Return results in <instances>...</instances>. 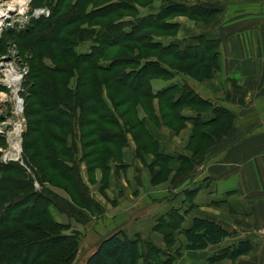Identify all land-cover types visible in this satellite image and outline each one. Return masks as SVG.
Listing matches in <instances>:
<instances>
[{
	"label": "rangeland",
	"instance_id": "374dc122",
	"mask_svg": "<svg viewBox=\"0 0 264 264\" xmlns=\"http://www.w3.org/2000/svg\"><path fill=\"white\" fill-rule=\"evenodd\" d=\"M119 2L128 3L130 8L115 9L116 13L108 18L76 22L58 37L59 42L74 41V37L70 36V31L74 32V29L81 28L93 35L101 24L108 25L111 22H115L117 26L119 24L121 37L111 45L105 46L97 41L84 40L82 37H79L80 41L76 43L75 52L78 55L85 56L87 60H92L89 63H94L96 67L102 66L103 69L100 72L88 71L90 65L87 63V67L84 64L80 70L82 74H86L85 84L79 87L77 77L74 75L64 79L65 85L50 88L54 92L47 93L44 99L35 94L31 95V92L40 93L39 86L34 87L35 83L39 85V77L37 78V74L33 72L38 61L31 49L46 52L48 48L56 46L49 43V40L54 38L41 39L37 41L36 47L33 46L34 41L40 37L42 30L51 20L35 23L33 27L27 26L25 29L7 30L0 40V53L15 45L29 67L24 83L26 92L23 93L26 124L22 130L21 158L27 168L18 163H8L19 165L24 170L23 172L17 168L9 174L27 182H36L39 190L46 189L47 192L59 197L62 210L55 209L53 205H44L41 210L56 222L60 220L67 222H60L64 228L62 227L59 233L77 235L78 243L73 249L76 256L72 264H85L94 247L110 236L117 224H121V217L115 215L113 220V209L131 213L130 217L125 218L127 221L133 216V211H136V216H141L153 205L162 202L161 190L165 188L166 182L175 176L190 173L194 163L205 157L209 147L228 136L235 122V112L231 111L233 115L231 120L225 119L221 112L223 116L220 117L217 126L205 123L197 128L194 125V120L199 114H201L199 120L205 122L210 119L214 110L221 109V106L215 105L207 96L204 98L197 89L205 87L222 91L221 38L216 30L211 29V24L217 20L220 13L207 18L193 16L185 11L184 14L163 17V10L174 2L183 3L186 7L210 6L220 10L219 7L201 0H91L86 12L110 8L111 4ZM37 3L42 8L54 7L52 1L40 0ZM69 6L71 4L66 3L59 15L65 14V9ZM165 22L171 25L163 28ZM39 24H42L41 28H38ZM154 25L160 28H151ZM98 38L101 39V33L98 34ZM206 38L213 41L214 51L219 55L217 67L211 72L210 77L198 80L188 73L178 71L176 69L178 58L194 56L192 49L195 46L199 50L195 57L202 55L200 51ZM129 39L138 40L139 43H128ZM63 61L67 62L69 58L65 56ZM47 63L54 67L51 61L47 60ZM122 74H126L124 83L121 81ZM75 86L77 90L73 89ZM2 90L0 87V99L1 93L4 92ZM143 92L151 98L142 97L140 94ZM191 92L193 93L191 99L198 96L199 100L205 103L180 107L173 104L177 98ZM54 93L55 97L66 95L69 108L58 105L53 106L51 111L47 108L42 109L41 115L30 113L39 110V104L45 105L46 102H50L51 107L55 100ZM34 100L38 105L31 110L30 103ZM208 101L211 104H207ZM12 110V103L4 104L0 100V131H4V134H0V147L4 154L12 151L9 149V136L17 127L8 124L7 130L2 129V124L6 120H17ZM45 115L54 117V126L46 119L43 120L46 118ZM29 120L37 123V127L34 123L29 124ZM40 136L64 137L65 141L59 147L68 150V156L64 160L73 171L66 170L63 176L71 177L70 181L56 176L49 163H42L40 158L33 156L35 149L31 143L37 144L36 146L43 145ZM176 136H183L182 144L179 142L180 139H175ZM174 144L184 145L183 151L178 147L175 149L177 154L166 152ZM25 145L27 150H24ZM52 146L58 147L56 144ZM97 150L101 151L98 162L97 156H94ZM0 158H3L1 153ZM1 159V164L8 165L2 163ZM167 186L169 192L175 188V185ZM149 190H154L158 195L156 193L150 195ZM45 196L50 195L46 193ZM156 196H159L158 200L151 198ZM187 200L191 203L190 197H187ZM143 201H146V204ZM172 205V208L177 210L176 204ZM39 209L35 208L30 214ZM146 218L149 224H156L160 218L158 224L163 225V216L157 220L156 216L144 219ZM100 222L105 224L103 227L105 232H97ZM255 235L260 237V232L256 231ZM143 241L147 242L145 239ZM5 261L12 264L10 259Z\"/></svg>",
	"mask_w": 264,
	"mask_h": 264
},
{
	"label": "crops",
	"instance_id": "0c3cea01",
	"mask_svg": "<svg viewBox=\"0 0 264 264\" xmlns=\"http://www.w3.org/2000/svg\"><path fill=\"white\" fill-rule=\"evenodd\" d=\"M201 1L220 9L211 29L221 38L222 91L197 89L215 105L235 112L234 127L209 147L190 173L169 179L161 190L163 201L145 214L136 216L133 211V219L126 221L131 213L112 210L113 220L117 215L122 222L110 236L122 232L136 242V264H264V238L255 235L264 227V0ZM175 139L183 143V136ZM180 144L166 152L177 154L178 147L183 151ZM168 184L175 185L173 191H168ZM154 216L156 220L163 216V225L158 224L160 218L156 224L144 219ZM197 218L214 222L231 235L204 250H189L188 237ZM103 227L105 224L98 223L97 232H105ZM110 236L94 247L87 260ZM241 242L248 243L250 249L232 255V249Z\"/></svg>",
	"mask_w": 264,
	"mask_h": 264
},
{
	"label": "trees",
	"instance_id": "16d2710c",
	"mask_svg": "<svg viewBox=\"0 0 264 264\" xmlns=\"http://www.w3.org/2000/svg\"><path fill=\"white\" fill-rule=\"evenodd\" d=\"M37 1L40 0L33 1V8H42L38 6ZM46 1H52V5H54L52 9L49 7L50 16L33 19L29 25L31 27L35 23L38 24L40 22L51 20L48 26L42 30L40 37L34 41L33 46L36 47L37 41L44 38H54L50 39L49 43L56 45L53 48H48L46 52H43V50L36 51L35 49H31L34 53L33 56L38 61L37 66L33 68V72L37 74V78L39 77V85L35 83L34 87L39 86L40 89V93L31 92V95L35 94L43 99L46 97L47 93L54 92L50 88H58L60 84L65 85L64 79L73 77L74 75L77 77L79 87L82 84H85L87 80L86 74H82L80 70L84 64L87 65L88 63L90 65V67L87 65L88 71L95 70L100 72V70L103 69L102 66L96 67L94 63H89L92 62V60L89 61L85 56L81 57L75 52L76 43L80 41L79 37L85 38L84 40L97 41L105 46L117 42L121 37V34L119 33L121 32L120 26L119 24L117 26L115 22H111L108 25L101 24L98 26L99 30H95L93 34L97 35V37L81 28L74 29V32L70 31V36L74 37V41L69 42L58 41V37L63 34V31L67 27L74 25L76 22L83 20L92 22L95 18H108L115 14V11L119 8H130L128 3L119 2L118 4H111L110 8L104 7L87 13V7L91 0H71L70 2H67L68 0ZM66 3L71 4V6L65 9V14L59 15V13L65 8ZM185 11L193 16H207V18H211L219 13L218 9L211 8L210 6L196 8L195 6L187 5L186 7L183 3L174 2L163 10V17L174 14H184ZM170 25L169 22H165L163 28H167ZM41 26L42 24H39L38 28H41ZM151 28L159 29L160 27L154 25ZM163 31H167V29H163ZM100 33L101 39L98 38V34ZM205 36L208 37V35ZM127 42L139 43L138 40L134 39H129ZM214 48L213 41L210 38H206L204 47L201 49L202 52L200 51V53L203 54L199 57H195L199 52L198 47L195 46L192 49L194 50V56L192 55L190 57L182 58L177 56V58H179L176 69L188 73L198 80L209 78L211 72L217 67V57H219L218 53L214 51ZM179 53L180 51L177 52V55H179ZM65 56L69 58V61H63ZM47 60L51 61L54 64V67H51L47 63ZM144 66L146 68V64ZM143 71L144 69L141 72ZM122 76L121 81L124 83L126 80V74H122ZM73 89L77 90V86ZM54 95L55 93L53 94V97H55ZM140 95L142 97H150L146 95L145 92ZM191 95H193L192 92L184 97H179L176 101H173V104H177V106L180 107L188 104L202 105L205 103V101L199 100L200 98L198 96H194V98L191 99ZM65 96L59 97L58 95L55 97V100L53 101L54 104L52 103L51 107L50 102H46L45 105H38V102L34 100L30 103L31 110L36 105L39 106V110H34V112L31 111L30 113L33 115H41L42 109L47 108L51 111L53 106L57 107L58 105L69 108ZM207 104H211V102L208 101ZM171 109L174 110L172 107ZM221 112L225 115V119L230 118L231 120L233 117L230 111L221 107L219 110H214L210 119L205 122L199 120L201 115L199 114L194 120L195 127L199 128L205 125V123H208L209 125L213 123L217 126L220 117L223 116ZM45 116L46 118H43V120L46 119L48 123L54 126V117L51 115ZM33 123L34 121L29 120V124ZM34 126L37 127V123H34ZM27 137L28 136H26V138ZM40 139H42L41 142L43 144L41 146H36L37 144L34 145L31 143L35 149L33 156L40 158L42 163H49L51 170L54 171L56 176L61 177L62 180L70 181L72 179L71 177L63 176L66 170L73 171L67 166V162L64 160V158L68 156V150H62L59 147L64 143V137L40 136ZM49 140L51 143H49ZM193 140L195 139L193 138ZM54 144L58 145V147H53L52 145ZM24 150H27L26 145L24 146ZM100 153L101 151L99 150L94 152V156H97L96 162L100 160ZM17 168L23 170V168L16 164L4 165L0 163V264H8L5 261L6 259H10L12 264H72L76 256V252L73 249L78 243L77 235L59 233V230L63 225H61L60 222H56L45 211L41 210L44 205H53L55 209L59 208L62 210L59 203V197L52 192H47L46 189L36 190L34 182H27V180L16 178L9 174V172ZM46 193L51 197H46ZM35 208L40 209L39 211L30 214ZM194 227V232L188 237L187 249L189 250H204L210 245L220 243L224 238L231 235L230 232L224 230L220 225L205 219H194ZM250 247L251 246L248 243L241 242L238 246L232 249V255L237 256L243 252H247ZM137 253L136 242L127 238L122 232H118L105 239L99 245L97 250L89 257L86 264H136Z\"/></svg>",
	"mask_w": 264,
	"mask_h": 264
},
{
	"label": "built area",
	"instance_id": "2783aa9c",
	"mask_svg": "<svg viewBox=\"0 0 264 264\" xmlns=\"http://www.w3.org/2000/svg\"><path fill=\"white\" fill-rule=\"evenodd\" d=\"M34 0H0V40L7 30L25 29L30 25L33 19L40 17H49L50 10L48 8H33ZM12 8V12H8ZM29 73V67L23 57L17 51L16 46L9 47L6 52L0 53V87L3 89L1 93V102L12 103V112L17 117L16 121L6 120L4 124L16 125L15 131L10 134L9 149L11 153H5L0 147V153L3 154L2 163H18L23 168L27 165L21 160L22 147V130L25 127L26 120L25 98L23 93L26 92L25 81ZM10 132V131H8ZM7 132V133H8ZM4 134V131H0ZM35 189L39 190L38 183H34ZM260 235L264 238V227L259 230Z\"/></svg>",
	"mask_w": 264,
	"mask_h": 264
},
{
	"label": "water",
	"instance_id": "95a60500",
	"mask_svg": "<svg viewBox=\"0 0 264 264\" xmlns=\"http://www.w3.org/2000/svg\"><path fill=\"white\" fill-rule=\"evenodd\" d=\"M2 129H3V130H6V126H5V125H3V126H2Z\"/></svg>",
	"mask_w": 264,
	"mask_h": 264
},
{
	"label": "bare ground",
	"instance_id": "6f19581e",
	"mask_svg": "<svg viewBox=\"0 0 264 264\" xmlns=\"http://www.w3.org/2000/svg\"><path fill=\"white\" fill-rule=\"evenodd\" d=\"M8 12H12V8H9Z\"/></svg>",
	"mask_w": 264,
	"mask_h": 264
}]
</instances>
